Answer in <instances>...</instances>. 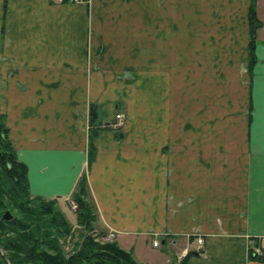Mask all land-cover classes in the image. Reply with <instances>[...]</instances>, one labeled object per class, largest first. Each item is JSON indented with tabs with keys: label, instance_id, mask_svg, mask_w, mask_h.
I'll return each instance as SVG.
<instances>
[{
	"label": "crops",
	"instance_id": "obj_1",
	"mask_svg": "<svg viewBox=\"0 0 264 264\" xmlns=\"http://www.w3.org/2000/svg\"><path fill=\"white\" fill-rule=\"evenodd\" d=\"M251 4L0 0V115L32 196L70 207L86 175L97 228L137 260L151 242L165 264L166 236L187 264H264L249 256L264 252V0L253 73ZM226 89L240 113L212 111ZM91 105L127 121L99 130L90 163Z\"/></svg>",
	"mask_w": 264,
	"mask_h": 264
},
{
	"label": "trees",
	"instance_id": "obj_2",
	"mask_svg": "<svg viewBox=\"0 0 264 264\" xmlns=\"http://www.w3.org/2000/svg\"><path fill=\"white\" fill-rule=\"evenodd\" d=\"M249 20V49L253 65L256 62L257 31L262 26L256 12V0H252ZM101 124L98 107L91 105L90 163L95 153L93 141L101 130ZM28 173L27 165L19 160L10 141L6 119L0 115V247L12 252L8 259L0 253V264H7L8 261L12 264H137L131 253L121 250L114 243H98L94 238L85 239L75 260H65L57 246V239L69 234V223L59 209L57 200L46 201L43 197H32ZM72 200L78 206V225L91 228L98 217V211L86 175L79 180ZM9 209L20 215L6 223L2 218ZM7 234H13L12 239L4 238ZM105 236L106 233H102L98 237ZM47 251L55 255H47ZM249 256L253 261L264 262L263 258L254 254L253 249H250ZM188 260L189 257L178 264H187Z\"/></svg>",
	"mask_w": 264,
	"mask_h": 264
},
{
	"label": "rangeland",
	"instance_id": "obj_3",
	"mask_svg": "<svg viewBox=\"0 0 264 264\" xmlns=\"http://www.w3.org/2000/svg\"><path fill=\"white\" fill-rule=\"evenodd\" d=\"M70 4H76V3H70ZM250 40H251V38H250ZM249 48H250V44H249ZM249 62L250 63H249V66H248V72L251 73L253 71L254 67L257 64V58H256V62L253 65H251L250 49H249ZM231 90L233 91V96L229 95L228 94V93H230L229 89H226V93L228 92L227 95L230 98V100H227V102L226 101L222 102L220 100H219V102H216V101H212L211 102L210 105H211L212 111H214V110L217 111V109H218V111L220 113H238V112L240 113L241 108L245 107V105H244V102L242 101V98H240V96L238 94L239 93V89H237L238 92H236L235 89H231ZM135 91H137V89H131L132 93L135 92ZM253 112H254L253 105H250V107H248L247 113H246L247 117H249V120H251ZM116 113L123 115L125 117V120L127 121L125 113L120 108L117 110ZM228 120L229 119H227L225 121H228ZM236 121H237V119H236ZM114 125H115V122L114 123L113 122H109V123L105 124V122L102 121L101 129H109V130L111 129L112 131H114V129H116ZM124 126L122 128H118L117 131L123 130ZM75 191H76V189H75ZM32 197L35 198L34 196H32ZM45 200L49 201L51 199H45ZM54 200H56V199H54ZM57 202H58V200H57ZM71 202H73V201L71 200ZM73 203H75V202H73ZM73 205L74 204L70 203V207H68L66 203L62 202L61 203V207H60V205L58 204V207L61 210V212L65 214L66 219H67V221L69 223V228H70V231H69L68 235H65L62 238L57 239V242H58L57 246L59 247V251L62 253V256H63V258L65 260H68V261L75 260L76 257H78V254L80 253V250L82 249L81 248L82 245H84V243H85V239L87 238V240H88L89 238H94V240L96 242H98V243H101V244L114 243L121 250H123V251H125L127 253H131L133 255V258H134V260L136 261L137 264H141V262H148L149 264H151L150 260L153 259L155 253H157V251L152 248L151 242L148 243V244L147 243H142L140 245V247H139L140 249L138 250L139 251V255H140L139 256L140 259L137 260V256H135V253L125 250L124 248H122L118 244V242L116 241L114 233H106V236L104 238L103 237L102 238L98 237V236L102 235V233H104L103 231H100L97 228L99 216L97 217L96 221L92 224L91 228L87 227L86 225L85 226L78 225L77 213H76L77 210H78V206L76 204V208H74ZM97 211H98V209H97ZM9 212L12 214L13 217H16V216L20 215L18 212L11 211L10 209H9ZM12 236H13V234H7L6 236H4V238L12 239ZM199 237H202V236H199V235H194L193 236V238H194V240L196 242H197V239ZM4 238H1V239H4ZM165 238H167L165 242H166V244L168 246L167 250L164 252L166 254L165 260H164L165 264H178V263H180L181 261H183L184 259H186L190 255L189 254L190 251H188L186 249V250H184L181 253V255L179 254L180 257L178 258L179 255H177V252L171 246V239L172 238H168L166 236L163 237V239H165ZM154 241H159L161 243L160 237H154L153 242ZM257 244L256 243L252 244V247L250 249H253L254 254L256 256L261 257V258L264 259V252L260 249L259 244H258V246H257ZM197 245L199 246V249H202L203 246L199 245L198 242H197ZM161 246H162V244H161ZM153 247H154V245H153ZM154 248H156V247H154ZM186 252L188 253L187 257L186 258H182L183 254L186 253ZM0 253H1V255H3L4 257H6L8 259L10 253H12V252L3 250V248L0 247ZM46 254L50 255V256L51 255L52 256L55 255L54 253L48 252V251H47ZM7 264H12V263L8 261Z\"/></svg>",
	"mask_w": 264,
	"mask_h": 264
},
{
	"label": "built area",
	"instance_id": "obj_4",
	"mask_svg": "<svg viewBox=\"0 0 264 264\" xmlns=\"http://www.w3.org/2000/svg\"><path fill=\"white\" fill-rule=\"evenodd\" d=\"M89 0H55L56 3L58 4H65V3H88ZM126 124L125 117L121 114H117L115 116V128H122ZM73 201V200H72ZM71 204H74L73 207L76 208V203L71 202ZM197 242L199 245L204 246L205 240L202 237H199L197 239ZM154 247L159 248L161 246V243L159 241H154L153 242ZM203 248V247H202ZM188 253H184L182 258H186Z\"/></svg>",
	"mask_w": 264,
	"mask_h": 264
},
{
	"label": "water",
	"instance_id": "obj_5",
	"mask_svg": "<svg viewBox=\"0 0 264 264\" xmlns=\"http://www.w3.org/2000/svg\"><path fill=\"white\" fill-rule=\"evenodd\" d=\"M14 220V217L12 216V214L9 211H6V213L4 214L2 221L8 223Z\"/></svg>",
	"mask_w": 264,
	"mask_h": 264
}]
</instances>
